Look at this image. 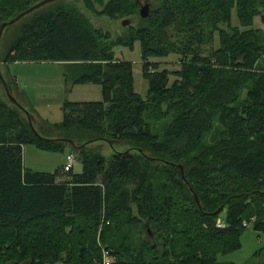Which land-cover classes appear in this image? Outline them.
I'll use <instances>...</instances> for the list:
<instances>
[{"label": "trees", "instance_id": "16d2710c", "mask_svg": "<svg viewBox=\"0 0 264 264\" xmlns=\"http://www.w3.org/2000/svg\"><path fill=\"white\" fill-rule=\"evenodd\" d=\"M43 1L0 0V27ZM62 1L5 30L16 31L3 63L8 71L63 64L69 92L101 87L103 102H66L63 122L50 127L75 136L78 147L107 143L129 153L114 149L106 158L88 146L45 142L18 108L0 101V264H104L105 253L113 264H218L242 249L246 221L255 218L264 233V33L255 29L256 18L264 23V0H152L150 17L140 15L139 27L115 41ZM137 1L85 4L118 20L138 16ZM234 11L240 27L232 25ZM216 36L220 47L203 56ZM137 43L146 99L136 93L133 65L115 52ZM172 56L180 71L151 62ZM25 146L69 149L83 172L63 168L69 180L60 183L61 170H26Z\"/></svg>", "mask_w": 264, "mask_h": 264}, {"label": "rangeland", "instance_id": "374dc122", "mask_svg": "<svg viewBox=\"0 0 264 264\" xmlns=\"http://www.w3.org/2000/svg\"><path fill=\"white\" fill-rule=\"evenodd\" d=\"M109 1L110 0H105V4ZM62 2L76 7L78 11L89 19V22L93 25L95 30H102L104 33H109L112 41L124 36L132 27H139L141 23L140 15L142 8L149 6L150 10L152 9V0H138V16H129L118 20H111L89 11L86 7L85 0H63ZM102 9V7L97 6L98 11H101ZM126 22L128 25L124 26V23ZM232 25L233 27H240L236 11L233 12ZM220 28L228 31V26L226 25H221ZM255 29L264 33V23L260 17L255 19ZM15 31V29L6 31L0 50L2 75L6 81L13 86L15 99L25 111L34 117V127L36 130L43 128L44 134L48 137H69L79 144L75 136L60 134L53 131L50 126L61 124L63 122L64 115L62 108L66 102H103L101 87L93 85L77 86L69 92L64 78L65 66L63 64L18 63L10 65L8 71L7 65L3 63V60L7 45L11 39L14 38ZM218 40L219 39L216 36L214 44L203 48V56L211 55L220 47V42ZM115 52L119 60L129 62L133 65L136 93L146 99L149 91V83L143 76L141 44L137 43L134 51L125 48H117ZM151 62L161 63L160 71L168 70L170 72H177L181 70L180 59L176 56H172L169 59L162 61L151 60ZM175 81H177V78L172 77L171 85ZM0 101L11 109H14L15 107L9 101L1 84ZM20 116L21 119L28 124L26 115L20 112ZM213 140L215 139L209 137L206 144L208 146L209 144L211 145ZM88 149L94 151H97L98 149L97 152L106 158H111L113 156L114 149L115 152L129 153V149L125 146H118L113 149L107 143H93L88 146ZM69 155H71L69 149H67L66 153H48L38 150L35 146H25L23 154L24 168L37 173L49 174H54L56 171L61 170L62 174H64L63 168L67 165V157ZM72 155H74L75 158L73 172L76 175L81 174L83 172V167L78 156L76 154ZM68 180L69 177L65 173L58 182L63 183ZM246 222L251 223V221ZM254 223H252V226H250L241 238L242 249L228 256H220L218 264H264V233L255 231Z\"/></svg>", "mask_w": 264, "mask_h": 264}, {"label": "water", "instance_id": "95a60500", "mask_svg": "<svg viewBox=\"0 0 264 264\" xmlns=\"http://www.w3.org/2000/svg\"><path fill=\"white\" fill-rule=\"evenodd\" d=\"M60 0H45L41 3H39L38 5L32 7L30 10H28L27 12L19 15L18 17H16L14 20L8 22V23H4L3 25H1L0 27V50H1V43H2V39H3V35H4V32L7 28L9 27H12L16 24H18L20 21H22L24 18H26L27 16L33 14L34 12L36 11H39L40 9L50 5V4H54L56 2H58ZM141 17L143 19H147L150 17V7L149 6H146L144 8H142L141 10ZM128 23H124V26H127ZM0 82L3 86V89L9 99V101L11 102V104L13 106H15L16 108H18L22 113H24L26 115V117L28 118V121L30 123V126L33 130V132L42 140H44L45 142H48V143H51V144H54V143H59V142H62V143H66L67 145H70L78 150H84L87 148V144L86 145H83L82 147H78L76 145V142L72 141V140H54V139H45L43 138L35 129L34 127V124H35V119L34 117L28 113L27 111H25L22 106H20V104L18 103V101L15 99L14 97V90L13 88L6 82L5 78L3 77L2 75V71H1V65H0ZM170 165H173V164H170ZM181 169V172H182V176H183V180L186 181V178H185V172H184V168L182 166L179 167ZM197 202L199 203L198 199H197ZM224 211V208H221L217 213L216 215H220L221 213H223ZM148 234L150 235L151 238H153L154 236L152 235V233L150 231H148Z\"/></svg>", "mask_w": 264, "mask_h": 264}, {"label": "built area", "instance_id": "2783aa9c", "mask_svg": "<svg viewBox=\"0 0 264 264\" xmlns=\"http://www.w3.org/2000/svg\"><path fill=\"white\" fill-rule=\"evenodd\" d=\"M74 161H75V158H74V155H69L67 157V165L64 167V171L66 173H70L73 171L74 169ZM256 219H252L251 220V223H247L245 222L244 223V229L248 230L250 228V226H252V223L255 222ZM217 227L219 229H224L225 226H224V223L222 222V220H220L218 223H217ZM114 260L109 257V255L107 253H105V261H104V264H113Z\"/></svg>", "mask_w": 264, "mask_h": 264}, {"label": "bare ground", "instance_id": "6f19581e", "mask_svg": "<svg viewBox=\"0 0 264 264\" xmlns=\"http://www.w3.org/2000/svg\"><path fill=\"white\" fill-rule=\"evenodd\" d=\"M211 42V41H210ZM207 43V42H206ZM262 72V71H261ZM172 76V75H171ZM176 76V75H175ZM85 237V236H84ZM67 250V249H66Z\"/></svg>", "mask_w": 264, "mask_h": 264}]
</instances>
